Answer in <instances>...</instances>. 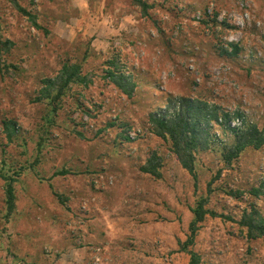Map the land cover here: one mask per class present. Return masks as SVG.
<instances>
[{"label":"rangeland","instance_id":"374dc122","mask_svg":"<svg viewBox=\"0 0 264 264\" xmlns=\"http://www.w3.org/2000/svg\"><path fill=\"white\" fill-rule=\"evenodd\" d=\"M148 1L143 14L133 0H0V166L20 172L12 212L0 178V264H190L179 241L202 196L231 218L202 222L201 264H264V237L238 222L252 205L264 213V146L227 166L214 141L197 154L196 186L148 123L168 96H194L264 125V0ZM229 42L238 54L222 52ZM113 57L137 82L132 96L105 77ZM67 61L88 79L54 112L37 100L41 80ZM153 151L162 178L141 170Z\"/></svg>","mask_w":264,"mask_h":264},{"label":"trees","instance_id":"16d2710c","mask_svg":"<svg viewBox=\"0 0 264 264\" xmlns=\"http://www.w3.org/2000/svg\"><path fill=\"white\" fill-rule=\"evenodd\" d=\"M16 7L29 16L32 23L41 28V25L30 10L15 2ZM143 14H147L151 8L148 0H133ZM228 46L231 47L229 51ZM222 48V52L230 55L238 54L240 47L237 43L229 42ZM80 63L65 62L55 76L44 77L41 80L38 101L46 100L53 111L56 112L62 105L63 97L76 83L86 82L88 75L83 74ZM105 77L128 96H132L137 82L127 73L126 64L119 58L113 57L107 61ZM238 120L237 123H233ZM149 128L152 133L168 141L172 151L176 154L180 164L189 171L198 185L199 175L197 171V154L201 150L211 147L214 141L221 143L222 159L227 166L238 159L248 148L260 149L264 146V125L250 121L248 114L242 109L235 111L226 110L221 105L201 97L194 96H168L164 108L148 113ZM215 123L222 126L231 136V141L226 142L221 135L214 131ZM7 138L12 141L17 131V122L6 118L3 121ZM126 135V139H130ZM5 162V161H4ZM162 157L157 151H153L141 166V170L156 178H162ZM62 170L55 174H65ZM19 171L11 173L6 170V163L0 166V178L5 182V195L9 212L16 207L15 182L18 180ZM212 182V181H211ZM211 190V189H210ZM260 188L252 189L254 194H259ZM59 198L61 195L57 194ZM209 198L200 197L195 206L191 207L193 218L189 224V234L185 241H179L180 249L190 255V264H201V255L191 248L196 242L197 234L202 222L207 215L231 218L220 214L207 207ZM239 224L246 228V236L249 239L264 237V213L256 206L245 208ZM245 264H250L245 262Z\"/></svg>","mask_w":264,"mask_h":264}]
</instances>
